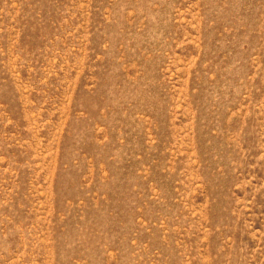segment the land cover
I'll return each instance as SVG.
<instances>
[{"label":"rangeland","instance_id":"1","mask_svg":"<svg viewBox=\"0 0 264 264\" xmlns=\"http://www.w3.org/2000/svg\"><path fill=\"white\" fill-rule=\"evenodd\" d=\"M0 264H264V0H0Z\"/></svg>","mask_w":264,"mask_h":264}]
</instances>
